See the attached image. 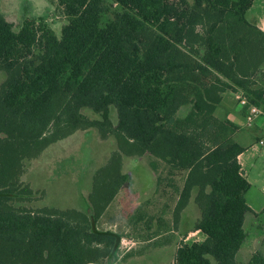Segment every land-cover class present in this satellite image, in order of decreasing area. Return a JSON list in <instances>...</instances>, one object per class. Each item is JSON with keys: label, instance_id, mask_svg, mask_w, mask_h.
Listing matches in <instances>:
<instances>
[{"label": "trees", "instance_id": "trees-1", "mask_svg": "<svg viewBox=\"0 0 264 264\" xmlns=\"http://www.w3.org/2000/svg\"><path fill=\"white\" fill-rule=\"evenodd\" d=\"M49 1L58 27L44 16H24L17 27L0 11V264L140 255H121V234L97 226L128 177L120 153L147 156L157 183L177 196L173 225L150 217L156 229L142 240L174 234L193 200L199 218L190 231L203 238L180 244L171 264H243L245 221L256 215L238 162L246 148L234 139L239 127L215 111L226 92L264 110V30L246 16L254 0ZM78 130L114 137V164L100 169L104 181L84 212L38 207L43 193L25 174ZM244 264H264L263 252Z\"/></svg>", "mask_w": 264, "mask_h": 264}, {"label": "rangeland", "instance_id": "rangeland-1", "mask_svg": "<svg viewBox=\"0 0 264 264\" xmlns=\"http://www.w3.org/2000/svg\"><path fill=\"white\" fill-rule=\"evenodd\" d=\"M54 7L49 0H0V11L17 27L24 16H44L49 23L58 27L63 19ZM246 16L255 25L263 23L264 0H254ZM239 107L234 94L226 92L215 115L225 118L229 113L232 120L242 126L236 139L246 150L239 161L250 184L245 194L246 202L256 213L246 218L247 237L237 254L238 261L244 264L256 250L264 254V214H260L264 207V146L258 144L252 128H247L245 121L238 116ZM116 144L114 137L102 139L95 130H78L46 148L25 174V180L33 189L43 193L37 206L84 212L92 190L104 181L100 169L114 164L111 157ZM120 155L122 172L128 177L106 205L97 226L119 232L122 238L130 241V250L141 254L112 264H171L180 244L202 240L200 233L190 231L199 218V210L191 200L183 210L174 234L161 233L158 238L142 240V236L150 235L156 229L148 222L150 217L160 219L164 226L173 225L172 210L177 196L172 188L157 183L156 175L147 168V156L136 159L127 158L122 153ZM181 179L177 178L178 186L182 185ZM167 236L170 240L167 245H153L155 240ZM125 249L119 248L121 255Z\"/></svg>", "mask_w": 264, "mask_h": 264}, {"label": "built area", "instance_id": "built-area-1", "mask_svg": "<svg viewBox=\"0 0 264 264\" xmlns=\"http://www.w3.org/2000/svg\"><path fill=\"white\" fill-rule=\"evenodd\" d=\"M234 97L240 108H245L244 121L247 128L253 127L259 117H262L264 119V110H262L255 104L249 103L247 98L241 92L235 93ZM257 142L260 146H264V132L262 137H260ZM129 243L130 241H128L126 238H121L119 248L125 247V250H129L131 248L130 245H128Z\"/></svg>", "mask_w": 264, "mask_h": 264}, {"label": "crops", "instance_id": "crops-1", "mask_svg": "<svg viewBox=\"0 0 264 264\" xmlns=\"http://www.w3.org/2000/svg\"><path fill=\"white\" fill-rule=\"evenodd\" d=\"M258 28H260L261 30H264V21H263V23H261L260 25H256ZM225 94V93H224ZM223 94V95H224ZM233 94V93H232ZM222 99H223V97H222ZM221 102H222V100H221ZM221 102H220V104H221ZM219 104V105H220ZM238 116L240 117V118H242V120L244 121V114H243V112H242V108H240L239 107V111H238ZM219 118V117H218ZM226 119H228V120H230L231 122H233L234 124H236L238 127H239V130L235 133V135H234V139L239 143V141L236 139V137H237V135L240 133V131H241V129H242V126L241 125H239L238 123H236L234 120H232V118L230 117V115H229V113L226 115V117H225ZM225 118H219V119H225ZM234 118L236 119L237 117L236 116H234ZM252 128V131H253V133L255 134V137H256V140H258L260 137H262V135H263V132H264V119L262 118V117H259L257 120H256V122H255V124H254V126L253 127H251ZM240 144V143H239ZM241 145V144H240ZM243 146V145H242ZM244 147V146H243ZM240 155L238 156V162L240 163ZM177 199V198H176ZM154 220H155V218L154 217H152ZM157 218V217H156ZM154 220H153V223H152V225H151V227H153L154 228ZM155 223H156V221H155ZM130 249H132V248H130ZM125 250V253L126 252H129V251H131V250Z\"/></svg>", "mask_w": 264, "mask_h": 264}]
</instances>
